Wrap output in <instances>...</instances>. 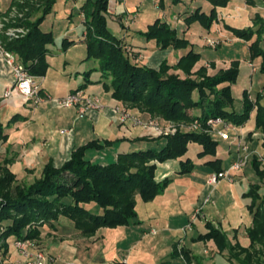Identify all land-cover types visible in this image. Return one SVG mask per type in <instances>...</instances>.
<instances>
[{
	"label": "trees",
	"instance_id": "16d2710c",
	"mask_svg": "<svg viewBox=\"0 0 264 264\" xmlns=\"http://www.w3.org/2000/svg\"><path fill=\"white\" fill-rule=\"evenodd\" d=\"M11 0V7L20 10L23 6ZM38 6L24 0L31 13H40L35 22L26 21L23 25L29 33L22 39L4 40V48L16 56L34 78L46 76L50 65L47 57L49 46L55 44L52 32L45 33L41 26L50 15L58 0H41ZM178 0H174L177 3ZM213 6L209 14L197 9L185 19L186 25L198 23L209 33L218 22V8L227 7L229 0H206ZM254 4L253 0H243ZM160 7L164 5L159 0ZM110 0H82L81 13L84 16V43L86 62L98 64L84 73V90L94 84L90 80L93 73H100L104 89L112 92V98L137 110L150 118H158L163 123H180L184 128L175 134L157 137L154 141H165L161 149H149L132 153L120 152L114 162H95L91 154L112 147L119 140L92 141L75 149L62 166L49 162L42 177L31 185L17 183L14 173L0 163V242L7 247L8 240H39L46 229H56L61 217L73 222L75 230L83 237L91 238L100 229H116L137 224L139 221L138 198L145 203L163 195L172 184L171 178L157 179L158 166L184 158L190 144L202 148L199 158L215 157L218 143L206 130L210 119L221 118L235 127H245L254 118V130L260 131L264 146V105L262 95L251 99L248 90L243 92V111L238 112L234 104L233 87L240 75V62L233 61L228 69L211 76L202 66L194 72L202 55L194 50L193 44L178 35L176 29L160 18L148 26L146 31L137 32L147 42H155L162 51L187 50L175 65L163 60L158 68L137 64L138 53L123 43L110 30ZM28 12L27 18L31 14ZM258 28L237 29L225 24L235 37L250 45V61L260 59V74L264 75V23L256 17ZM256 40L253 41V38ZM66 47L76 44L75 40L64 39ZM215 67V64H211ZM171 71L173 73H171ZM181 72L184 77L179 74ZM76 90V91H78ZM75 92V91H74ZM17 117V116H15ZM13 120V119H12ZM199 124L200 130L188 129V125ZM187 128V129H185ZM253 133L249 134L251 137ZM7 140L5 126L0 116V143ZM145 139L143 138L142 141ZM216 173L224 171L219 160L209 162ZM252 167L264 183V164L253 157ZM193 163L187 159L180 162L179 174L191 173ZM260 185L254 184L245 196L251 199L248 209L252 215V226L248 229L251 241L244 248L239 243L230 245L219 229L208 225L210 230L204 239H214L220 250L229 251V259L237 264H264V196L260 195Z\"/></svg>",
	"mask_w": 264,
	"mask_h": 264
},
{
	"label": "crops",
	"instance_id": "0c3cea01",
	"mask_svg": "<svg viewBox=\"0 0 264 264\" xmlns=\"http://www.w3.org/2000/svg\"><path fill=\"white\" fill-rule=\"evenodd\" d=\"M139 1L142 4L141 7L136 5L135 0H115L113 8L115 15L124 18V20L122 18V22H117L122 28L120 39H123V43L130 46L133 52L138 53L137 62L139 59H146L147 55L140 53L142 49L145 51L149 49L147 44H143L144 47H142V43L136 40L138 34L131 36L133 43L127 41L131 27L135 22L131 25L125 24V21H129L126 18L131 13L132 19L135 17L133 13L138 12L140 20L142 19L148 28L155 21L153 22V19H149L148 15L146 16V4L152 2L153 8L160 9L162 12L165 6V0H163L164 5L161 7L159 0ZM253 1L254 4L252 5L244 1V7L254 9L252 15H250L249 23L243 15H240L239 18L236 17L233 20L234 24L226 22L222 24L226 17H233V10H239L237 3L234 0H229L227 7L218 8V22L212 26L209 33L202 30L198 23L190 26L186 25L185 19L197 9L209 14L213 9L210 3H207V7L206 4L195 6L192 3L190 6L192 10L187 11L175 12L171 9L169 15L172 23L168 21L166 12H163L164 15L160 19L176 29L180 37L186 38L190 42L189 38H191L192 32L196 31L197 35L195 37L202 33L201 37L205 43L209 39L218 44L221 42V46L219 45L218 48L225 43L238 44L239 47H244L249 51L247 62L251 69V76H253L260 74L261 61L260 59L250 61L251 42L235 37L231 31L225 28L226 24L237 29L252 28L256 30L258 28L254 25L256 17L264 23V0ZM178 3L183 5L185 0H178ZM112 4V0H110V7H112ZM7 7L5 9L0 7V13L5 12ZM140 8L142 11L144 10V13H140ZM109 10L112 20L115 21L116 17L113 16L111 8ZM150 22L153 23L150 24ZM194 25L200 26L198 30L194 29ZM180 27H182V31ZM42 31L49 33L43 29ZM132 33L135 34L136 32L133 31ZM254 40H256V37L253 38ZM75 41L77 43V40ZM80 42L84 43V36ZM147 43L154 46V48H151L153 54L150 56L152 57L148 59L147 64L152 68H155L158 62L160 65L163 60H169L163 58L164 56L170 57L171 60L176 61V64L179 58L184 55L174 50L162 51L156 47L153 41ZM191 44L193 43L191 42ZM193 46L195 50V45L193 44ZM136 48H140V51H135ZM207 62L217 65L220 63L217 60ZM239 62L241 68L242 63ZM68 64L69 61H65L64 68ZM250 64L255 67L254 72ZM222 65L230 66L231 63ZM97 67L98 64L94 62L92 68L77 71L74 79L75 81L79 80L78 85L67 89L69 82L72 80V74L66 72L64 80H62V75H58L59 71L56 70L54 75L51 73L50 65L45 77L35 78L41 87V97L44 99L39 104L34 105L32 101H25L16 89L12 90L10 97H5L7 90L13 87L14 75L12 69L6 64L4 57L0 55V116L7 135V140L0 143V163L5 164L8 161V167L15 174L18 184L31 185L42 176L43 170L49 162L52 161L56 167H60L69 160L75 149L92 141H99L103 144L105 141L119 140L112 147L91 154L95 162L103 164L116 161L120 152H137L136 145L132 143H141L143 138L144 141L149 143L155 142L159 149L165 146L164 140H153L157 136L153 134L152 130L134 126L131 121H127L126 124L122 123L119 113H116L115 110H125L126 106L114 100L112 92L106 91L103 85L98 83L101 80L100 73L92 74L90 80L94 84L89 85L83 91L87 96L99 98L103 106L102 109L99 111L92 110L81 116L78 107L61 109L52 106L54 99L64 97L78 90L84 84V73ZM260 80H262L261 93L263 95L264 78H260ZM246 90L249 93L251 92L249 89ZM261 103L264 105V99ZM129 113L139 115L142 120V113L137 110H130ZM143 117L149 118L147 115ZM251 122L253 123V120L245 127L237 128L246 135L247 149L258 153L264 158L263 136L260 131L254 130V123L250 124ZM250 133H253L251 137H249ZM229 134L233 137L236 133L230 131ZM214 139L218 143L215 157L199 158L198 154L202 151V148L196 144H190L189 152L184 158L178 161H170L172 162L170 165L164 163L158 166L157 179L161 181L165 178H171L173 182L163 195L158 196L152 202L145 203L141 200L144 208L142 217L138 214L137 220L139 222L137 224L116 229H100L95 236L86 238L77 230L64 232L66 231L65 227L59 219L57 228L51 229V232H42L39 241L40 251L44 253L48 263L237 264L235 260L229 259L228 250L221 251L214 239H204V236L209 233L208 225H211L221 231L220 233L227 238L230 245L234 246L239 243L244 248L249 247L251 241L247 231L252 226V215L249 212L248 205L251 199L247 198L245 194L249 192L252 185L259 184L261 187L259 193L264 196V183L260 182L252 167V158L249 159L248 164L241 171L233 174L231 181L222 180L216 186L210 185L208 180L216 171L209 162L219 160L223 169L227 170L244 153L243 150L235 146L232 139L225 141L216 136H214ZM131 149L133 150L131 151ZM191 150L193 152L189 154ZM187 159L193 163L194 170L191 173L179 174L180 162ZM259 159L264 164V160ZM163 165H166L165 168H162ZM138 206L139 198L137 208ZM45 236L49 238L46 239ZM8 241L6 242L8 246L0 249V255H3L4 260L10 259L11 261L13 258L16 259L17 256H10L11 245L14 243L10 245ZM0 246H2L1 242Z\"/></svg>",
	"mask_w": 264,
	"mask_h": 264
},
{
	"label": "rangeland",
	"instance_id": "374dc122",
	"mask_svg": "<svg viewBox=\"0 0 264 264\" xmlns=\"http://www.w3.org/2000/svg\"><path fill=\"white\" fill-rule=\"evenodd\" d=\"M31 1L34 5L38 6L39 4L42 3L41 0H28ZM114 1L112 0V7L111 11L113 13V16L116 17V20H112L110 19L109 22V27L111 32L113 33V35L117 38H120V36L122 35V28L119 26V24L117 22H122V18L123 16H119V15H115V13L113 12V8H114ZM136 1V5L140 6L142 4H140L139 0H135ZM10 0H0V7L6 9L5 12L0 13V55L3 56L5 53H10L9 51H7L4 48V40H8V41H14V40H18V39H22L25 36H27V34L29 33L28 28H26L23 24L26 21L29 22H35L37 17L40 16V13H31L32 9H30L29 7L25 6L26 4L24 3V0H18L16 2V4H20L23 6V9L20 10L18 7L13 6L11 7V4H9ZM142 2V1H141ZM234 2L237 3V5L239 6V10H233V17L228 18L226 17L224 19V21H222V24L226 23H231L234 24V19L237 17L239 18L240 15H243L245 19H247L248 23L250 20V15H252L253 12V8L252 7H244L245 3L243 0H234ZM194 4L195 6H200V5H204L206 4L207 7V3L205 0H185V4L183 5H179L178 1L177 3L174 2V0H165V6L163 7V12L167 13V17H168V21H172L171 20V16L169 15L170 10L172 9L175 12H179L181 10L183 11H187V10H192V8H190L191 4ZM81 4H82V0H58L57 4L54 7L53 12L48 15L46 17V20L44 21V24L42 25V29L46 32H52L55 38V44L49 46L50 50H51V54L47 57V61L50 63L51 65V73L54 75L55 71H59L58 75H62L61 79L64 80V75L67 73L72 74V80L69 82V88L67 87V89H70V87H76V85H78V81L74 79V75L77 71H82V70H88L90 68L93 67L94 65V61H90V62H86V45L83 42H80V40L82 39V37L84 36V30H85V26L83 23L84 20V16L81 13ZM209 4V3H208ZM147 8L146 10V16L149 19H153V22L158 19V18H162V16L164 15L163 12L160 9H154L152 2L146 4L145 6ZM141 9V8H140ZM31 11V12H30ZM144 11V10H143ZM141 9V12H143ZM30 12L31 14H33V16L31 15L30 17L27 18V13ZM137 13V14H136ZM133 13V15H135V17H133L131 19V13L127 16L126 19H129V21H125V24L131 25L135 22V24L131 27V31L129 32L130 36L127 37V41L129 43H133L132 42V38L134 35H137L139 31H145L147 29V25L144 24V22L142 21V19L140 20V16H138V12ZM144 13V12H143ZM255 13V12H254ZM120 18V19H118ZM145 18V17H144ZM125 19V20H126ZM124 20V18H123ZM153 22H150L153 23ZM172 23V22H171ZM127 25V26H128ZM175 25V24H173ZM200 26L199 25H194V29L198 30ZM180 30L182 31V27H180ZM133 31H135L136 33H132ZM195 35H197L196 31L192 32L191 38H189L191 40V42L195 45V51L198 53H201L203 56V59L201 62H199L195 68L193 69L194 72L198 71L202 66L206 67L208 69V74L213 76L215 74H217L218 71H220L221 69L226 70L228 69L230 66H224L222 64H229L233 61H241L242 65L240 68V75L238 77V81L237 84L233 87V96L235 99V108L236 110H238V112L243 111V92L246 89L251 90V92L249 93L251 96L252 100L256 99V96L261 94L262 95V80H260V78H264V75L261 76L259 73L256 75L251 76V69L248 66V62L247 60L249 59V51L244 49V47H239V45H231L230 43H225L222 47L218 48V46H221V42L220 44H218L217 42L213 41V40H206L205 41L202 39L201 34H199L197 37H195ZM231 35V34H230ZM69 39V40H77V43L73 46H69L66 47L63 44V40L64 39ZM136 40L140 41L142 43V47H144L143 44H147V48L149 50H144L142 49V54L147 55L144 60L143 59H139L137 64L140 65H147L148 64V59L151 58L153 54V51L151 48H154L153 44H148L147 41L140 37L139 35H137ZM210 41L215 42V45H213ZM136 41L134 40V43ZM138 45V43H137ZM218 48V49H217ZM137 49V50H136ZM135 51H140V48H136ZM217 49V50H216ZM145 51V52H144ZM149 51V52H147ZM179 54H185L187 52V50H180L177 51ZM12 54V53H10ZM15 56V55H14ZM165 59H169L168 60V64L169 65H173L175 64L176 61H173V59L171 60L170 57H163ZM248 58V59H247ZM176 59V56H175ZM213 60H217L218 62H220L218 65L215 64V67L211 66V63L207 62V61H213ZM65 61H69L68 66H66V68H64V63ZM174 62V63H173ZM159 63V62H158ZM157 63L155 68H158L159 64ZM96 66V65H95ZM250 66H252V70L254 72L255 67L253 65L250 64ZM171 73H173L171 71ZM98 74V73H97ZM179 74H181L182 77L183 74L181 72H179ZM84 94L86 95L85 91ZM263 99H264V94L262 95ZM44 98L41 97V100H43ZM52 102V101H51ZM32 104L33 101H32ZM52 106L54 108H57L58 106L56 105V103L53 101L52 102ZM126 106V105H125ZM59 108V107H58ZM63 109V108H61ZM132 110L130 108H128L126 106L125 111L129 113V111ZM95 111V110H93ZM99 111V110H98ZM132 115V114H130ZM136 118L140 119L139 115H132ZM144 115L142 114V122L143 123H147L152 121V122H157L160 129L163 130L164 132H171V133H176L178 131V129L180 128H184L183 125L184 124H180V123H163L160 119L158 118H148L146 119L145 117H143ZM255 118V114L253 115V120ZM129 121H131L129 119ZM254 122V121H253ZM123 123V122H122ZM131 123L133 124V122L131 121ZM126 124V122L124 123ZM250 124H253L252 122ZM193 125H188V129H193L192 127ZM138 127L143 128L145 130H152L153 134H155V136L157 137H163L166 136L165 134L162 135H158L157 132L153 129V128H146L144 125H138ZM185 128V129H187ZM201 128H199L200 130ZM211 127L210 126H206V130L208 132V130H210ZM197 130V131H199ZM240 133L241 136L243 138L242 142H241V146L239 147L237 145V143H239V141H233V143L235 144V146H237V148H243L246 147V135L245 133L241 132L239 129H237ZM195 131V130H194ZM226 132L230 133L229 130H226ZM171 135V134H169ZM219 137V136H216ZM220 138V137H219ZM134 145H136V151H145V150H149V149H159V146L157 144H155V142H148V141H141V143H132ZM140 145H142L141 147H139ZM133 149H131L132 151ZM249 152V159H252L253 157H258V158H262L264 160V158L262 156H260L258 153L256 152H251L249 149H247ZM192 150L190 151L189 154H192ZM246 153V152H244ZM243 153V154H244ZM167 164H172V162L167 163ZM166 165H163L162 168H165ZM158 175V174H157ZM42 177V176H41ZM40 177V178H41ZM39 178V179H40ZM18 183V182H17ZM20 184V183H19ZM24 185V184H22ZM142 201L139 199V206L137 208V212L139 214L140 217H142V211L144 208V204L142 205ZM60 221L62 223V225L65 227L64 232H73L75 230L73 222L70 221L69 219L65 218V217H61ZM52 230L46 229L43 232H51ZM46 239H48L49 237L45 236ZM41 238L39 240H35L34 242L37 244V247L39 249V251L41 250L39 245H40V241ZM11 240L8 241V243L11 245V243H13ZM42 252V251H41ZM10 256L15 257L17 256L16 259H10L9 260H4L3 255H0V264H11L14 263L17 260L22 259L18 249L11 245V251H10Z\"/></svg>",
	"mask_w": 264,
	"mask_h": 264
},
{
	"label": "built area",
	"instance_id": "2783aa9c",
	"mask_svg": "<svg viewBox=\"0 0 264 264\" xmlns=\"http://www.w3.org/2000/svg\"><path fill=\"white\" fill-rule=\"evenodd\" d=\"M213 45L215 42L210 41ZM6 64L12 69L14 75L13 87L5 93V97H10L12 94V90L16 89L20 92V94L24 97L25 101H33L34 105H37L41 101V87L38 85L36 79L32 77L26 67L19 63L16 59V56L10 53H5L3 55ZM255 71V69H254ZM54 102L59 108H71L78 107L79 114L81 116L86 115L89 111L92 110H100L103 108L101 101L97 97L87 96L84 94L83 90H78L72 92L64 97L54 99ZM116 113H119L120 119L123 123L129 121V119L133 122L134 126H145L146 128H153L158 135L165 134L166 136L169 132H164L160 129L157 122H148L143 123L141 119L136 118L130 114H128L125 110H115ZM208 126L211 127L209 132L213 136H219L222 140L225 141H239L237 145L240 147L241 142L243 140L241 133L238 132V128L234 125L224 121L221 118L210 119L207 123ZM193 131H197L200 128L199 124H193ZM235 131V135L231 137V135L226 132ZM244 153L239 156L236 161H234L231 167L227 170H224L219 173H214L210 176L208 183L212 186L218 185L222 180H232L233 174L241 171L249 162V154L247 147L241 148ZM19 251V254L22 259L15 261L11 264H49L46 260V257L43 252L39 251L37 244L32 240L15 241L13 244Z\"/></svg>",
	"mask_w": 264,
	"mask_h": 264
}]
</instances>
